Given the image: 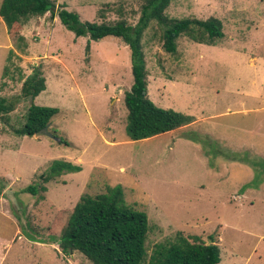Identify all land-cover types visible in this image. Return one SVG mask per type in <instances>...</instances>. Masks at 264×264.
Segmentation results:
<instances>
[{
	"label": "rangeland",
	"instance_id": "374dc122",
	"mask_svg": "<svg viewBox=\"0 0 264 264\" xmlns=\"http://www.w3.org/2000/svg\"><path fill=\"white\" fill-rule=\"evenodd\" d=\"M144 1L53 0V11L63 5L81 21L135 24ZM165 12L216 17L223 37L207 45L183 35L169 53L160 26L149 23L147 95L193 121L140 140L124 130L132 74L121 38L75 37L48 11L28 19L16 41L0 17V95L19 94L40 66L46 87L32 102L59 108L48 130L68 142L13 132L30 100L0 121V264H92L78 251L63 254L59 237L82 194L114 185L147 214L148 254L180 231L205 243L212 236L218 264H264V0H172ZM54 160L81 169L44 183L40 175ZM40 184L46 191H25Z\"/></svg>",
	"mask_w": 264,
	"mask_h": 264
},
{
	"label": "trees",
	"instance_id": "16d2710c",
	"mask_svg": "<svg viewBox=\"0 0 264 264\" xmlns=\"http://www.w3.org/2000/svg\"><path fill=\"white\" fill-rule=\"evenodd\" d=\"M171 1L145 0L135 24H129L124 19L114 23L81 21L76 12L67 10L63 5L54 12L53 0H2L0 17L10 37L16 41H23L20 29L28 19L42 16L48 11L51 15L56 14L60 22L71 30L75 37L87 36L89 40H99L106 36L121 38L130 49L132 74V84L123 98L127 109L124 130L131 140H140L174 130L193 121V116L189 114L157 106L147 95V69L142 36L149 23L155 21L160 26L162 47L169 53L176 52L177 39L183 35L207 45H215L216 41L223 37L222 23L216 17L210 16L206 19L169 17L165 11ZM45 87V78L40 66L32 67L31 73L21 82L19 94L10 98L0 95V121L8 123L9 113L25 99L31 101L25 113V121L20 127L14 128L13 132L19 136H32L46 127L52 117L59 112V108L32 102ZM50 132L56 135L55 129ZM59 141L68 145L61 137ZM80 169L79 165L72 162L54 160L40 178L46 183L62 173L77 172ZM3 188L4 182L0 179V194ZM38 190L46 191L45 185H28L25 188L26 192L33 195ZM148 228L146 212L125 202L122 186H108L104 192L94 195L82 194L79 197L61 231L58 245L63 254L78 251L92 264L220 262V248L212 236H210L212 241L205 243L198 236L189 238L180 231L167 242L155 243L148 254L146 249Z\"/></svg>",
	"mask_w": 264,
	"mask_h": 264
},
{
	"label": "water",
	"instance_id": "95a60500",
	"mask_svg": "<svg viewBox=\"0 0 264 264\" xmlns=\"http://www.w3.org/2000/svg\"><path fill=\"white\" fill-rule=\"evenodd\" d=\"M48 125H49V124H48ZM48 125H47L46 127L42 128L41 130L35 132L33 135L36 136V137H38V136H40V135H46V136H49V137H51V138H53V139H55V140H59V138H58L56 135L52 134V133L47 129ZM209 241H210V240H209ZM58 242H59V241H58ZM208 243H210V242H208Z\"/></svg>",
	"mask_w": 264,
	"mask_h": 264
}]
</instances>
